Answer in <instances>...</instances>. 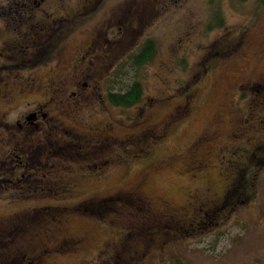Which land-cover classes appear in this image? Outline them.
I'll use <instances>...</instances> for the list:
<instances>
[{
	"label": "rangeland",
	"instance_id": "1",
	"mask_svg": "<svg viewBox=\"0 0 264 264\" xmlns=\"http://www.w3.org/2000/svg\"><path fill=\"white\" fill-rule=\"evenodd\" d=\"M214 1L224 26L209 29L218 11ZM35 18L71 19L61 53L70 52L74 59L104 24H111L106 36L111 40L121 30L120 66L110 75V80L117 79L115 87L110 84L116 91L135 78L129 54L146 39L153 40L156 49L149 67L137 71L143 86L137 106L114 107L106 99L104 83L99 101L91 103L93 99L83 96L72 112L75 117H70L74 122H65L77 126L73 132L81 141L92 139L94 128L116 137L117 146L104 151L109 159L105 166L84 164L80 169L77 162L69 164L63 172L72 192L65 190V199L19 202L11 208L0 202V215L17 208L31 210L43 227L53 214L56 235L70 240V248L43 263L264 264V5L259 0H0V46L12 41L16 30L24 31L19 20ZM51 66L25 71L22 78L57 76L68 92L80 89L67 84L65 73H51ZM187 96L191 106L185 121L144 153L146 123L157 134L165 117ZM28 99L22 95L17 100ZM206 129L218 136L195 154L212 161L194 177L185 169L187 148ZM255 147L258 153L252 156ZM92 155L85 162L92 161ZM248 158L252 162L246 164ZM206 183L217 193L220 208L196 216L194 227L166 217L149 218L146 211L127 223L125 203L111 199L136 191L159 212L176 209L180 217L179 209L186 207L189 216L182 217L190 219L189 194L196 191L205 198L198 189ZM229 184L232 190L224 199ZM182 224L186 229L179 228ZM41 236H47L44 230Z\"/></svg>",
	"mask_w": 264,
	"mask_h": 264
},
{
	"label": "flooded vegetation",
	"instance_id": "2",
	"mask_svg": "<svg viewBox=\"0 0 264 264\" xmlns=\"http://www.w3.org/2000/svg\"><path fill=\"white\" fill-rule=\"evenodd\" d=\"M37 20L44 22L36 18L19 20L24 31L20 33L19 29L16 30L15 38L3 41L0 46V202L9 208L19 206V202L65 199L68 196L65 190L72 192V186L64 177L63 170L69 169L68 165L75 162L81 164L80 169L84 164L88 168L105 166L109 159L105 157L104 151L117 140L115 136L103 134L94 128L96 132L91 136L92 139L81 141L73 132L77 126L65 122H74L70 117H75L72 112L83 96L93 99L91 103H94L95 99L99 101L103 84L107 83L106 89L110 87V75L116 73L120 66L121 30L111 40L110 37L106 38L112 29L111 24H104L105 28L97 29L79 57L74 59L70 52L61 53L64 48L61 42L69 33L71 19L56 18L51 19L52 22L38 24ZM1 37L0 29V41L3 40ZM106 43L109 48H105ZM41 52L43 56L40 55ZM49 64L52 65L48 69L51 73H65L67 84L75 87L77 84L80 89L77 87V91L68 92L67 85L59 86L61 82L57 80V76H50L45 80L37 76L24 75V79L22 78L23 72H33L42 65ZM22 95H27L29 99L20 103L17 99ZM190 106V97L187 96L183 105L177 106L165 117L157 134L149 129V122L146 123L144 133L147 144L143 148L144 153L149 152V145L153 147L170 128L185 121L190 113ZM58 109L67 113H58ZM216 136V131L206 129L189 144V162L185 168L187 173L195 177L202 175L209 167L212 159L207 155L197 157L195 152L203 146H211V140ZM116 146L117 142L114 148ZM257 148L252 150V156L258 153ZM223 149L222 147L221 151ZM91 153L93 160L85 162ZM249 160L245 163L252 162ZM198 190L206 197L198 196L196 191L189 194L187 204L188 209H191L190 219L182 217L189 216L186 207L179 209L180 217L176 216V209L166 213L159 212L136 191L120 196L119 199H111L125 203L122 214L127 223L134 219L137 221L139 211H146L151 214H146L149 218L166 217L168 221H184L194 227L196 216H209L220 208L219 197L211 184L206 183ZM231 190L230 184L227 185L222 195L224 199ZM31 213V210L17 208L0 215V264H42L50 256L70 248V240L56 235L52 213L46 223L47 227L42 226L41 218L34 211L33 216ZM186 224L179 228L186 229ZM43 230L47 234L45 237L41 236ZM26 234H31V237L26 238Z\"/></svg>",
	"mask_w": 264,
	"mask_h": 264
},
{
	"label": "trees",
	"instance_id": "3",
	"mask_svg": "<svg viewBox=\"0 0 264 264\" xmlns=\"http://www.w3.org/2000/svg\"><path fill=\"white\" fill-rule=\"evenodd\" d=\"M259 1L261 4L264 5V0H259ZM214 2H213V6L214 8L216 7L218 11L215 15H213L212 19L207 24V27L209 29L214 27L221 28L224 26V19L220 14L219 4L217 1ZM155 52L156 49L153 40L146 39L144 42L141 43V45L138 47V49L135 52H131V54H129L128 64L130 67L134 69L135 78L124 90L116 91L114 90V88L113 89L110 87L107 88V92L105 96L109 103H111L114 107L120 108L122 110L124 109L127 110L133 108L135 105L139 104L142 101L143 86H142V81L138 79V77H136L137 71L139 69H144L149 66V63L153 60V56L155 55ZM205 70L206 67H204V70L202 72H204ZM196 79L198 80L197 76L195 80ZM111 82L114 83V87H115V84L117 83V79H115L114 77V80H109V83Z\"/></svg>",
	"mask_w": 264,
	"mask_h": 264
}]
</instances>
